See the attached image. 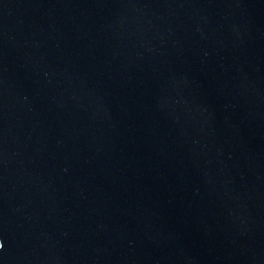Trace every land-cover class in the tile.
I'll return each instance as SVG.
<instances>
[{
	"label": "water",
	"instance_id": "1",
	"mask_svg": "<svg viewBox=\"0 0 264 264\" xmlns=\"http://www.w3.org/2000/svg\"><path fill=\"white\" fill-rule=\"evenodd\" d=\"M0 264H264V0H0Z\"/></svg>",
	"mask_w": 264,
	"mask_h": 264
}]
</instances>
